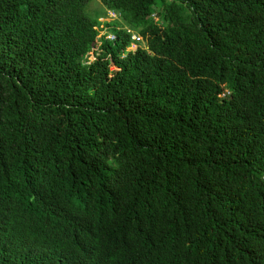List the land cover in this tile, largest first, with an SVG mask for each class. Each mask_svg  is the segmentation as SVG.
<instances>
[{
  "label": "trees",
  "instance_id": "1",
  "mask_svg": "<svg viewBox=\"0 0 264 264\" xmlns=\"http://www.w3.org/2000/svg\"><path fill=\"white\" fill-rule=\"evenodd\" d=\"M0 264H264V0H0Z\"/></svg>",
  "mask_w": 264,
  "mask_h": 264
},
{
  "label": "clouds",
  "instance_id": "2",
  "mask_svg": "<svg viewBox=\"0 0 264 264\" xmlns=\"http://www.w3.org/2000/svg\"><path fill=\"white\" fill-rule=\"evenodd\" d=\"M114 16H115V13L112 10L107 9V17L105 19L101 17V18H99V20H109L110 18H114ZM151 16L153 17L154 20H157V16H156L155 13H152ZM100 33H102V31ZM99 35H101V34H99ZM106 37L112 39L113 38V35L111 33H107ZM131 39H133L135 42H137V41H139L140 37H139V35H136V34H133L132 33L131 34ZM131 46L135 47V44L132 43ZM93 50H94V48H92L89 53L92 54L93 53ZM89 53H88V57H89ZM92 58H93V56H92Z\"/></svg>",
  "mask_w": 264,
  "mask_h": 264
},
{
  "label": "rangeland",
  "instance_id": "3",
  "mask_svg": "<svg viewBox=\"0 0 264 264\" xmlns=\"http://www.w3.org/2000/svg\"><path fill=\"white\" fill-rule=\"evenodd\" d=\"M92 2H95V0H92ZM94 4H91V6H93ZM110 15V14H109ZM99 34H101V33H99ZM98 34V35H99ZM133 46H131L130 48H132ZM92 56H93V53L92 54H90L89 53V59H92ZM111 69H113V67H110Z\"/></svg>",
  "mask_w": 264,
  "mask_h": 264
}]
</instances>
